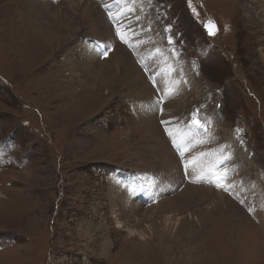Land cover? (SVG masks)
Returning <instances> with one entry per match:
<instances>
[{
    "label": "rangeland",
    "instance_id": "374dc122",
    "mask_svg": "<svg viewBox=\"0 0 264 264\" xmlns=\"http://www.w3.org/2000/svg\"><path fill=\"white\" fill-rule=\"evenodd\" d=\"M15 7L32 25L10 49ZM44 23L60 35L36 39ZM91 57L113 78L100 93L71 73L73 62L87 75ZM192 173L213 176L211 196L175 212L168 199ZM0 191V264H264V24L253 1L0 0ZM169 214L182 216L180 232L199 230V248H179Z\"/></svg>",
    "mask_w": 264,
    "mask_h": 264
},
{
    "label": "bare ground",
    "instance_id": "6f19581e",
    "mask_svg": "<svg viewBox=\"0 0 264 264\" xmlns=\"http://www.w3.org/2000/svg\"><path fill=\"white\" fill-rule=\"evenodd\" d=\"M251 1H253V3L255 4V6H256V8H257V10L259 12V15H260V21L264 24V0H251ZM55 3L56 2L50 4L49 8L53 9L52 6H55ZM16 9L17 8L15 7L12 10V14H13L12 17L13 18H12L11 25H10V28H9V33H10L9 48L10 49H11V46L17 45V44H19L22 41V39H21L22 38V34L24 36H26L28 34V30L27 29H29L30 25H32L31 21H28L29 23L26 25L27 27H21L20 23L22 22V20H21V18H19L17 20V14H16V11H15ZM17 13L20 14L18 9H17ZM54 15H55V13H52V17H54ZM210 22H212V21H210ZM212 24H214L215 28L217 29L216 23L212 22ZM208 25H209V23H208ZM44 26H46V23H44V25H42V26H40V25L38 26L39 28H37V32L35 33V35H36L35 38L36 39H38V36H39V39H41V38H43L44 35L46 37H48V35L50 37H52V35L53 36H59L60 35V34L56 33L54 30L52 31L51 29H49L48 31H45V27ZM55 30H57V29H55ZM69 30H70V28H69ZM49 43H51V42H49ZM49 43L47 45H50ZM40 45L41 46L38 49V52L40 54H43L44 50L42 49V43ZM94 59H95V57H91V59L88 62L85 63L84 70L86 69L87 75H82L81 73H79V69L77 67V64L72 62V65L70 67L72 75L76 76L79 80L85 81L86 83H90L91 85H93L94 86L93 90H95L97 87L100 88L101 86L110 87L111 85H113V78L111 76L110 77L109 76H103V77L101 76L100 77L99 75H100V71L101 70H99V68L97 67L96 64H93L95 62ZM29 75L32 78H36V76H37V74L35 72H31V73H29ZM99 81H100V84L97 85V82H99ZM67 83L68 84L66 85V87L68 89H70V87L73 86L74 81L69 80ZM160 86H161V88L163 90L167 91V85H165L164 83L160 82ZM114 89H115V87H114ZM93 92H99L100 93V90L97 89V90H95ZM147 94L148 93L145 92V95H147ZM256 94H257L256 96L259 97L257 92H256ZM133 101H134L133 102V106L136 107V108L139 107V105H137V101L136 102H135V100H133ZM145 103L147 104V101H143V104H145ZM176 103L177 104H175V103L173 104L174 107L182 108L185 105V100H177ZM143 104H142V106H143ZM154 107H155V105H154ZM163 108H165V107H163ZM151 110H152V106L149 105L147 107L148 113H150ZM137 112H138V116L141 118L142 110H138L137 109ZM149 118H150V115L146 116V119L145 118L144 119L145 120H150ZM148 124H150V123H148ZM187 172H188V170H187ZM170 173H173L172 175H176L177 177H179V173H178V171L176 169H172V171H170ZM210 177H213V176H210ZM210 177L209 176H204V175L196 177V174L192 173V175L189 177V179H187V183H185V187H184L183 192H181L176 197L168 199V202L170 203L169 206L172 207L173 209H175L174 210L175 212H178V210L180 211L182 209L189 208L188 205L189 206L192 205V204L194 205V204L198 203L199 201L205 200L208 196H211L212 192H211V187H210L211 186ZM180 181H181V179L179 178L178 182H180ZM237 182L238 181H236L234 179V182H233L234 183L233 184L234 189L237 188V185H236ZM0 195L4 196V194L1 191H0ZM213 207H214L213 211H216L217 210L216 206H213ZM219 212H223L225 215H228L229 209L227 207L222 206V207H220ZM171 216L172 215L169 214V216L167 217L168 221L166 222V225L164 227L165 232H167V234L171 238H174L176 240L175 243L179 246V248H181V247L184 248V246L181 245V242L185 243V246H186L185 248H188L189 246L192 247V248H199V246L201 245V242H200V236L201 235L199 233V230H197L196 228L192 229V226H190L188 230H184V231L180 232V220L182 219V216L178 215V217L175 218V219L170 218ZM189 217L193 218V220H196L195 222H198V217L197 216L192 217V215H189ZM214 217H215V215L211 216V220L212 221L214 220L213 219ZM262 225L264 226V223ZM132 234L136 235L138 240L141 243L142 242L144 243L146 241L147 236L144 233H141V232L136 233V232H134ZM262 234H263L262 236H257L256 239H258V240L259 239H264V233H262ZM203 235H204V233H203ZM252 241H254V240H252ZM259 245H262V244H259ZM185 248H184V250H186ZM246 262H247V260H246Z\"/></svg>",
    "mask_w": 264,
    "mask_h": 264
},
{
    "label": "snow or ice",
    "instance_id": "6c2138e0",
    "mask_svg": "<svg viewBox=\"0 0 264 264\" xmlns=\"http://www.w3.org/2000/svg\"><path fill=\"white\" fill-rule=\"evenodd\" d=\"M208 27H209V32H210V34H211V35H215V32H216L215 25L212 24V22H209ZM121 35H122V38H123V33H122ZM162 123H166V122L162 121ZM195 123H196L197 125H199V124H200V121H199V120H196ZM217 179L219 180L220 178H217ZM218 186H219V187H224V184H223V183H218Z\"/></svg>",
    "mask_w": 264,
    "mask_h": 264
}]
</instances>
